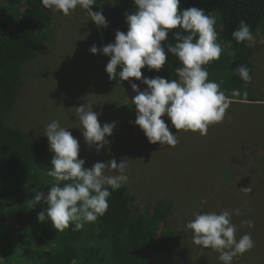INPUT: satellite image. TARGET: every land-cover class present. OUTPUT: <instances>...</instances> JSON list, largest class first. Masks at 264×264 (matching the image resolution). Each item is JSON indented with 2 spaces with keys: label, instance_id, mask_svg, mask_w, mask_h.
<instances>
[{
  "label": "rangeland",
  "instance_id": "374dc122",
  "mask_svg": "<svg viewBox=\"0 0 264 264\" xmlns=\"http://www.w3.org/2000/svg\"><path fill=\"white\" fill-rule=\"evenodd\" d=\"M49 12L54 36L42 42L37 59L25 67L30 75L14 111L17 123L20 120L40 140L47 124L59 121L77 139L78 158L85 161V168L96 162L127 160L129 179L125 185L129 194L140 196L141 208L157 200L173 202L168 225L183 245L172 256L157 255L160 264H223L218 252L194 244L192 231L185 225L196 213L225 209H239L240 214L231 217L237 240L249 234L254 241V247L235 256L231 264L264 261V36L254 41L250 53L257 77L251 89L257 102L231 103L224 120L209 125L204 136L177 131L168 117L162 116L179 139L172 147L149 143L134 123L135 105L121 86H111L106 65L97 53L89 52L91 46L102 44V34L87 11L80 8L67 16L58 10ZM142 86L138 84L141 91L145 90ZM135 95L132 91L128 97ZM85 104H92L91 110L99 113L101 126L115 122L112 134L105 137L108 143L99 151L83 136L76 108ZM113 174L105 171V175ZM245 187L252 191L245 193ZM249 220L254 227L242 223Z\"/></svg>",
  "mask_w": 264,
  "mask_h": 264
},
{
  "label": "trees",
  "instance_id": "16d2710c",
  "mask_svg": "<svg viewBox=\"0 0 264 264\" xmlns=\"http://www.w3.org/2000/svg\"><path fill=\"white\" fill-rule=\"evenodd\" d=\"M191 7L216 18L217 43L223 51L218 60L204 66L208 79L220 84V90L231 100L257 102L251 89L257 80L250 54L255 42L251 47L248 41L237 43L232 33L243 20L254 41L264 36V0H180L179 10ZM91 10L102 12L107 21V27H99L100 49L114 43L117 31L127 32L126 15L135 12L136 6L133 0H96ZM173 31L180 29L170 30L162 45L175 43ZM53 36L52 16L41 0H0V264H160L158 256H172L183 245L173 226L168 225L167 217L174 208L171 201L157 200L141 208L140 196L129 194L126 186L115 191L109 188L108 208L102 216L95 222H85L80 230H74V223H70L62 231L56 230L50 220H37V214L48 207L43 199L27 207L35 193L47 195L55 183L47 175L54 153L46 136L38 140L20 120L17 123L13 110L30 75L25 74V67L37 59L42 42ZM96 55L105 65L110 59L99 51ZM239 65L250 69V83L234 72ZM178 67H182L181 62L169 53L159 72L142 68L141 80H112L107 73L106 77L114 88L122 86L131 101L128 95L133 91L132 83L146 90L142 82L145 77L179 80L175 71ZM233 89H239L241 95L232 97Z\"/></svg>",
  "mask_w": 264,
  "mask_h": 264
},
{
  "label": "clouds",
  "instance_id": "9594fccd",
  "mask_svg": "<svg viewBox=\"0 0 264 264\" xmlns=\"http://www.w3.org/2000/svg\"><path fill=\"white\" fill-rule=\"evenodd\" d=\"M133 2L136 11L126 15L127 32L117 31L114 43L100 49L93 45L89 52L96 54L99 51L110 57L105 71L112 80L117 77L119 80H141L142 68L147 66L149 70L159 72L168 60V54L175 55L182 64V67L175 70L179 80L160 76L151 79L145 77L142 82L147 85V89L143 91L139 90L137 84H131L136 93L131 100L137 110L134 123L152 144L159 142L161 145L175 147L179 143L177 135L161 119L164 115L177 131L207 135L209 125L224 120L231 103L245 102H231L225 92L220 90V84L208 79L209 73L204 66L218 60L223 51L217 43L216 18L195 7L181 11L180 0ZM41 3L44 8L58 10L65 16L79 6L87 11L97 26L107 27L102 12L91 10L96 0H41ZM175 29H180L172 32L175 43L162 45V42L168 40L169 31ZM232 36L237 43L248 41L249 47L254 43L250 27L243 20ZM234 72L245 83L251 82L248 67L239 65ZM240 95L239 89L232 90V97ZM243 95H247L246 90ZM91 105H82L76 111L85 141L89 146L95 145L99 151L108 143L105 137L112 134L115 122L101 126L98 121L99 113L93 112ZM67 129L57 120L51 121L45 127L43 135L47 137L49 148L54 153L52 167L47 175L53 177L55 183L49 188L47 195L37 192L34 199L27 203L30 209L43 199L48 207L46 212L37 214V220H50L52 226L60 231L68 228L70 223H74V230H80L85 222H95L98 216L107 211L108 197L111 195L109 188L112 191L118 190L123 185L126 186L129 179L126 175V159L119 163L115 159L106 163L96 162L91 168H85V161L78 158L79 143ZM106 170L114 171L115 174L105 175ZM242 190L245 193L252 191L251 187ZM234 214L239 215V209H225L220 213H196L194 219L185 225L192 231L194 244L218 252L219 260L223 264H231L235 256L254 247V241L249 234H244L237 240V229L231 222ZM242 223L249 228L254 227L250 220Z\"/></svg>",
  "mask_w": 264,
  "mask_h": 264
},
{
  "label": "bare ground",
  "instance_id": "6f19581e",
  "mask_svg": "<svg viewBox=\"0 0 264 264\" xmlns=\"http://www.w3.org/2000/svg\"><path fill=\"white\" fill-rule=\"evenodd\" d=\"M233 101V100H232Z\"/></svg>",
  "mask_w": 264,
  "mask_h": 264
}]
</instances>
